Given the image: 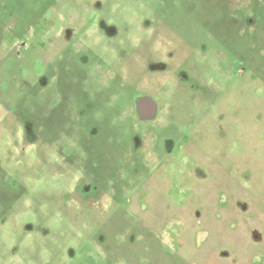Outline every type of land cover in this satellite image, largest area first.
Here are the masks:
<instances>
[{
    "label": "rangeland",
    "instance_id": "obj_1",
    "mask_svg": "<svg viewBox=\"0 0 264 264\" xmlns=\"http://www.w3.org/2000/svg\"><path fill=\"white\" fill-rule=\"evenodd\" d=\"M0 264H264V0H0Z\"/></svg>",
    "mask_w": 264,
    "mask_h": 264
},
{
    "label": "water",
    "instance_id": "obj_2",
    "mask_svg": "<svg viewBox=\"0 0 264 264\" xmlns=\"http://www.w3.org/2000/svg\"><path fill=\"white\" fill-rule=\"evenodd\" d=\"M136 112L141 120H153L156 116L155 104L146 98L138 99L135 103Z\"/></svg>",
    "mask_w": 264,
    "mask_h": 264
},
{
    "label": "flooded vegetation",
    "instance_id": "obj_3",
    "mask_svg": "<svg viewBox=\"0 0 264 264\" xmlns=\"http://www.w3.org/2000/svg\"><path fill=\"white\" fill-rule=\"evenodd\" d=\"M135 112H136V110H135ZM136 114H137V112H136Z\"/></svg>",
    "mask_w": 264,
    "mask_h": 264
}]
</instances>
